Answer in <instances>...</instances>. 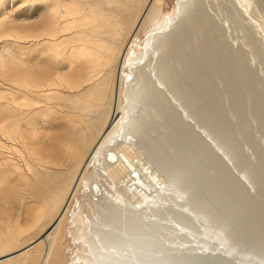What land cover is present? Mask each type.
I'll return each mask as SVG.
<instances>
[{
    "label": "bare ground",
    "instance_id": "obj_1",
    "mask_svg": "<svg viewBox=\"0 0 264 264\" xmlns=\"http://www.w3.org/2000/svg\"><path fill=\"white\" fill-rule=\"evenodd\" d=\"M219 1L178 0L173 29L155 30L132 63V115L106 161L115 168L118 149L129 144L158 168L166 187L134 208L110 192L109 170L97 169L99 219L81 227L86 263L264 264V77ZM254 1L264 13V0ZM158 3L0 0V236L58 221L52 207L64 202L69 185L79 187L94 142L107 137L112 118L105 109L119 102L120 66ZM244 32L256 47L253 32ZM251 53L256 62L259 52ZM177 126L179 138L191 141L182 151L198 161L182 157V177L170 164L178 156L171 150ZM155 154L165 158L155 161ZM15 211L24 222L12 219ZM37 237L38 252L22 237L0 264L14 263L10 255L48 264L56 242L47 249L50 238Z\"/></svg>",
    "mask_w": 264,
    "mask_h": 264
},
{
    "label": "rangeland",
    "instance_id": "obj_2",
    "mask_svg": "<svg viewBox=\"0 0 264 264\" xmlns=\"http://www.w3.org/2000/svg\"><path fill=\"white\" fill-rule=\"evenodd\" d=\"M155 1L159 2L158 4H160V7L151 13L147 21L148 30L142 35V40L135 48L134 54L132 56H128L126 62H123L120 66L122 85L120 92L118 93L115 91L114 94L115 97L119 99V102H116L114 105L105 109L112 118V121L110 119L108 123L107 137L104 138L100 136L94 142L90 158L87 160V164L84 165L85 170L78 177L79 187L75 189L72 188L74 185H69L64 196V202L60 200L56 209H53L52 207V213H58V216L55 219V221L57 219L58 221L53 227H43L41 223H37L35 225L27 226L29 230L22 232L23 234L17 235L14 238H11L9 235L0 236V257L12 250L18 249L15 245L10 246L9 244L14 240L18 242L22 239V237H31L33 242H35L32 252H38L39 248H41L39 246V238L37 237L38 233H45L46 238H50L47 249L50 248L53 241L56 242L53 246L55 249H52L49 254L50 260L49 263L47 262L48 264H94L91 260H87V263L85 261L86 256H84L83 253L86 241L84 239V231L81 227L86 222L96 224V221L99 219L98 208L96 207V203L94 201L95 198L98 199L99 197H97V195L95 197L92 189L95 186L93 176L97 169L106 168L109 170L111 174L109 175L110 184H108L110 192L114 193V195L116 194L117 199H122L123 202L128 204L130 203L134 208H141L150 202L151 192L154 188L161 190L166 187L167 181L165 182V178L158 168L155 166L154 168L149 159H147L138 149H134L129 144H125L118 149L117 153L121 158V162L120 164L118 163L119 165L115 168L108 166L106 161V157L111 155V152H113L111 150L113 148L112 146H114L116 139L124 133V125L129 121L130 116L132 115V111L128 107V102L130 101L128 89L131 81L135 77L132 63L135 62L137 57L141 56L145 52V43L148 37L155 30L160 31L161 29L162 31H165L173 29L172 20L175 16H177V9L179 6L178 0ZM223 1L226 4L227 20L231 27L242 32H236V36L240 47L246 55L249 54V64H251L257 72L264 77L263 11L257 8L254 0ZM244 29H250L253 32L256 47H254L253 43L247 41ZM252 51L254 53L256 51L259 52V57L256 62H253L250 59V56L253 54L251 53ZM178 130L179 128L177 126L174 133L178 138V142H173L172 146L174 148L171 149L172 151L175 149V155L178 156H173L170 164L174 165L175 172H180L182 177V157L190 164L198 165V161L191 154L182 151V148L191 141L189 137L179 138L177 134ZM99 140L100 142L102 140V147H100V150L95 152V148L99 145L98 143H100ZM214 150L216 151L217 149L215 148ZM113 157L114 160L117 159L115 158V155ZM152 158L157 161L165 157L155 154ZM165 175L167 180L174 177V174L172 173H165ZM117 191H120L121 193H118ZM102 202H105L107 205H117L112 199L105 197H103ZM2 204L5 203H2V200L0 199V206ZM60 207H62L61 210L65 211L63 219L60 218L62 215ZM151 210H153V208H151L150 211ZM152 214L154 216L155 212H152ZM16 218H19L21 223L24 222V219L18 217L15 211V214L12 215V219ZM153 219H155V217ZM1 224H3L2 221L0 222V225ZM20 246H22V244H20ZM15 258V255H10V261L14 260V263L12 264H24L23 259L21 260ZM43 258V261L42 259L36 260L33 264H43L45 257Z\"/></svg>",
    "mask_w": 264,
    "mask_h": 264
}]
</instances>
